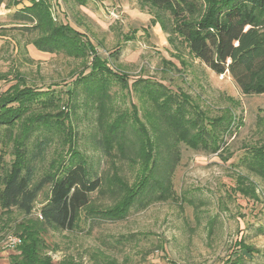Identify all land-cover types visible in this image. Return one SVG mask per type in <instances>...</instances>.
Here are the masks:
<instances>
[{"label": "rangeland", "instance_id": "rangeland-1", "mask_svg": "<svg viewBox=\"0 0 264 264\" xmlns=\"http://www.w3.org/2000/svg\"><path fill=\"white\" fill-rule=\"evenodd\" d=\"M16 1L17 7L13 6ZM41 3L56 25L68 24L84 33L99 56L108 60L110 70L128 76L126 89L111 78L108 81L109 94L114 96L112 119L135 107L141 124L149 129L146 114L150 100L142 89L146 87L159 97L160 108L168 109L164 115L177 120L172 123L194 121L197 126L193 128L187 123L188 132L197 133L202 127L205 136H218L220 145L211 153L180 143L179 158L170 165L174 198L146 207L135 203L125 218L113 220L103 213L115 203L116 195L94 193L73 230L46 228V254L53 262L71 256L83 264L111 260L116 264H264V177L254 171L259 158L252 154L264 145V94L244 95L227 74L210 71L190 54L177 33L161 28L159 23L169 15L157 16L148 0H4L0 6V76L6 77L0 80V94L20 75L27 86L55 90L58 108L71 113L65 106V91L82 70L84 60L41 52L31 44L37 55L29 54L27 45L35 33L31 23L23 20V10ZM143 80L150 85H144ZM134 82L138 84L135 90ZM77 90V108L69 114L68 122L75 132L72 143L98 175L109 176L113 173L109 160L96 146V111L90 103H82L80 87ZM163 91L169 96L166 101L160 96ZM58 110L38 112L54 114ZM219 117L226 121L216 124ZM129 127L130 123L126 129ZM63 129L61 136H66ZM165 132L158 131L160 136ZM61 148L63 145L50 146L41 172ZM129 164L121 163L118 173L132 183L135 171ZM42 199L29 219L39 216ZM23 217L18 212L1 217L0 209V264H9L12 255L18 254L15 248L20 240L13 249L7 241L14 236V223ZM240 240L251 252L243 250L244 255H239L236 242Z\"/></svg>", "mask_w": 264, "mask_h": 264}, {"label": "trees", "instance_id": "trees-1", "mask_svg": "<svg viewBox=\"0 0 264 264\" xmlns=\"http://www.w3.org/2000/svg\"><path fill=\"white\" fill-rule=\"evenodd\" d=\"M3 2L0 0V6ZM148 2L157 16L169 15L164 16L163 21L157 17L150 23L154 25L155 20L161 21L159 24L165 32L178 34L188 45L190 54L210 71L216 75L227 74L244 95L264 94V0ZM23 11L26 15L23 20L31 23L35 33L28 45L41 52L81 57L84 62L71 87L65 91V106L71 113L58 108L54 100L55 90L27 86L20 75H16L14 85L0 94L1 217H9L13 212L24 216V220L13 225L14 236L20 243L15 248L18 254L12 255L9 264H83L71 256L53 262L46 254L49 249L43 239L46 228L73 230L80 213L90 206L91 195L96 192L116 195L115 203L103 212L113 220L125 218L135 203L146 207L156 201L174 198L170 165L179 158L178 145L184 143L189 149L216 153L220 149L218 136H205L202 127L197 133L188 132V122L192 128L197 126L191 120L182 125L172 123L177 120L164 115L168 109H161L159 97L153 96L146 87L142 89L143 95L150 100V111L146 114L149 129L141 124L135 107L112 119L114 96L109 94L111 82L108 81L111 78L126 89L128 76L110 70L108 60L99 56L84 33L68 24L56 25L42 3ZM164 18H168L167 23ZM5 77L1 75L0 80ZM143 81L144 85H150L147 80ZM132 86L137 89V82ZM78 87L84 97L82 103H90L89 106L96 111V146L109 160L113 172L109 176L98 175L72 143L75 132L68 122L69 114L72 115L77 108ZM160 96L165 97V101L169 99L165 91ZM55 98L60 99L57 95ZM46 108L59 110L54 114L38 112ZM224 121V117H219L215 123ZM129 123L130 127L126 129ZM62 127L66 136H61ZM162 129L166 131L165 136L158 133ZM131 133L134 136H128ZM53 144L63 145L62 152L56 154L41 172L40 165ZM262 153L264 145L252 154L259 158L254 171L264 177ZM8 155L11 159L5 160ZM125 161L135 171L132 183L118 173L120 164ZM40 197L43 202L39 216L31 220L29 216ZM236 248L239 255H244V251L251 252L241 240L236 242ZM107 264L116 263L111 260Z\"/></svg>", "mask_w": 264, "mask_h": 264}, {"label": "built area", "instance_id": "built-area-1", "mask_svg": "<svg viewBox=\"0 0 264 264\" xmlns=\"http://www.w3.org/2000/svg\"><path fill=\"white\" fill-rule=\"evenodd\" d=\"M18 243H19V238L16 236H11L7 241V246L8 247L10 246L13 249Z\"/></svg>", "mask_w": 264, "mask_h": 264}, {"label": "crops", "instance_id": "crops-1", "mask_svg": "<svg viewBox=\"0 0 264 264\" xmlns=\"http://www.w3.org/2000/svg\"><path fill=\"white\" fill-rule=\"evenodd\" d=\"M18 6V5H17ZM16 6V7H17ZM7 27V26H6ZM27 48H28V50H29V54L31 55V54H36L37 55V52L35 51V49L31 46V45H27Z\"/></svg>", "mask_w": 264, "mask_h": 264}]
</instances>
